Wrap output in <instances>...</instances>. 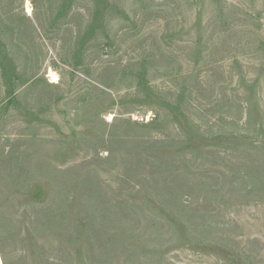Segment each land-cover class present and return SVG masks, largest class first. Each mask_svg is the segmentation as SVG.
Instances as JSON below:
<instances>
[{
  "label": "rangeland",
  "instance_id": "374dc122",
  "mask_svg": "<svg viewBox=\"0 0 264 264\" xmlns=\"http://www.w3.org/2000/svg\"><path fill=\"white\" fill-rule=\"evenodd\" d=\"M0 264H264V0H0Z\"/></svg>",
  "mask_w": 264,
  "mask_h": 264
},
{
  "label": "bare ground",
  "instance_id": "6f19581e",
  "mask_svg": "<svg viewBox=\"0 0 264 264\" xmlns=\"http://www.w3.org/2000/svg\"><path fill=\"white\" fill-rule=\"evenodd\" d=\"M50 79L52 80L53 83H57L58 78L56 74L50 72Z\"/></svg>",
  "mask_w": 264,
  "mask_h": 264
}]
</instances>
